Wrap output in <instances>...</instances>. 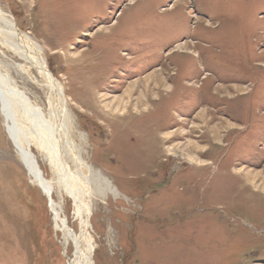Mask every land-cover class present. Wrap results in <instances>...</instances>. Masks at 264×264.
<instances>
[{
	"label": "rangeland",
	"instance_id": "374dc122",
	"mask_svg": "<svg viewBox=\"0 0 264 264\" xmlns=\"http://www.w3.org/2000/svg\"><path fill=\"white\" fill-rule=\"evenodd\" d=\"M0 11L63 89L68 130L0 34V71L49 120L34 131L17 110L29 153L73 235L61 184L81 190L93 264H264V0H0ZM9 121L0 104V264H66ZM53 137L54 168L41 150Z\"/></svg>",
	"mask_w": 264,
	"mask_h": 264
},
{
	"label": "bare ground",
	"instance_id": "6f19581e",
	"mask_svg": "<svg viewBox=\"0 0 264 264\" xmlns=\"http://www.w3.org/2000/svg\"><path fill=\"white\" fill-rule=\"evenodd\" d=\"M0 25H2L0 34L4 39V43L1 44L5 45V47L11 50V52H13L14 55L16 54L23 60L28 61L31 66H35V68H37L39 74L45 80L52 93L51 108L53 110H56L57 114L62 116L63 129L68 130L66 127L67 119L65 120V118H67L69 113H67L68 111L66 110L63 89L60 86L57 79H55L44 68L45 65L43 66V63L38 58V52L40 51L39 46L36 45L32 40H30L28 36L20 35V33L17 32L13 22L10 20L9 16L5 14V12L3 13L2 11H0ZM136 83H139V80L136 81ZM152 83H157V80L155 79L154 75L148 76L145 79L143 86L141 85V87L147 90L149 85H151ZM134 87L135 86L133 85H129L128 88L125 89L124 91V96L126 95L130 97ZM138 102L140 104L142 103L140 93H139ZM116 103H117V109L124 107L126 105V103L123 105L122 99L116 101ZM0 104L3 110L5 111L7 119L9 118L11 120V122L9 121L10 123L7 129L12 144L14 148L17 150L19 161L24 166L27 173L35 179L36 185L46 195L48 188H50L49 182L43 178L42 174L40 177L37 172L33 159L31 158L32 154H30L28 150V141L26 140L25 137V134L30 135V133L25 132L26 129H28L27 131H29V127L28 128L23 127L25 131L23 130L21 126L22 124H19L20 123L19 120L17 121L16 119L17 117L16 112L18 110L19 115L27 122L28 125L32 127L34 131L37 126L38 128L39 126L47 127L49 124V120H47V118L44 117L42 110L39 107L31 103V101L25 95L24 91L22 92L21 90H19L16 87L13 80L8 75L3 74L1 71H0ZM201 118L202 121L205 120L203 116ZM58 119L60 120L61 118L58 117ZM66 130H65L66 137H68L67 135L69 134L68 131ZM46 142L47 143H45V141L43 140V143L45 145H42L41 150L44 151L46 158H48L51 167L54 168L55 165L57 166V163L55 162L56 159L55 156L58 155L60 152V148L58 147V140H56V138L53 137L51 141L49 140ZM188 146L190 147V145ZM74 158L75 161H77L80 168H84L87 171H89L88 165H85L83 163L84 161L82 162L80 160L81 158L80 159L78 157H74ZM63 170L65 171L64 168ZM55 171L57 172V170ZM94 176L102 191L112 190L109 185V182L105 178H101L97 174H94ZM61 186L66 196L72 201L74 207V214L75 217L78 219L79 229H80L78 235H73L70 230L68 231L65 230L63 221L59 220L57 210L51 207L52 204H49L54 228L62 235L61 244H62L63 256L66 259V264H93L91 256L94 250L93 247L94 245L92 244L91 239L88 237L89 235H87L86 233V230L89 228V223H88V218L90 214L89 207L87 204H83L84 202L82 203L83 200L80 199V196L82 195L81 190L79 188H76V186L74 185L73 182H71V180H68V178H66L65 181L61 184ZM69 241L73 245V252L70 255L66 253V249L70 244Z\"/></svg>",
	"mask_w": 264,
	"mask_h": 264
},
{
	"label": "water",
	"instance_id": "95a60500",
	"mask_svg": "<svg viewBox=\"0 0 264 264\" xmlns=\"http://www.w3.org/2000/svg\"><path fill=\"white\" fill-rule=\"evenodd\" d=\"M31 158L33 159L32 156H31ZM33 162H34V165H35V167L37 169V172H38L39 176L41 177V171L37 168V165L35 164V161L34 160H33ZM50 192H51L50 188H48L46 195H44V193L42 192L43 195L46 197V199L48 201V204H50V202H51V193Z\"/></svg>",
	"mask_w": 264,
	"mask_h": 264
}]
</instances>
